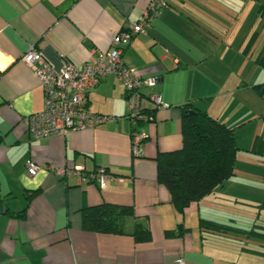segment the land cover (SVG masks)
I'll use <instances>...</instances> for the list:
<instances>
[{
    "label": "crops",
    "instance_id": "0c3cea01",
    "mask_svg": "<svg viewBox=\"0 0 264 264\" xmlns=\"http://www.w3.org/2000/svg\"><path fill=\"white\" fill-rule=\"evenodd\" d=\"M264 0H167V7L125 47L123 59L143 79L153 120L131 152L126 94L113 75L90 89L91 112L115 116L92 128L35 138L26 117L43 107V88L22 56L34 45L54 68L63 56L82 67L106 51L113 34L141 17V0H0V264H264V82L253 49L264 31ZM254 36V37H253ZM157 93L166 108L150 104ZM199 109L234 130L233 174L183 212L157 181L156 156L182 147V118ZM39 169L29 175L26 161ZM106 168L100 187L51 167ZM129 205L125 234L83 228L82 209ZM24 209V215L18 212ZM200 219L236 229H203ZM146 225L148 239L129 234Z\"/></svg>",
    "mask_w": 264,
    "mask_h": 264
},
{
    "label": "built area",
    "instance_id": "2783aa9c",
    "mask_svg": "<svg viewBox=\"0 0 264 264\" xmlns=\"http://www.w3.org/2000/svg\"><path fill=\"white\" fill-rule=\"evenodd\" d=\"M144 2L141 17L129 28L113 34L109 48L98 52L93 60L86 62L82 67L63 56L60 68H54L43 57L40 50L34 45L29 46L23 54V61L31 68L33 74L43 88V107L40 111L26 117L27 130L35 138L49 136L55 133L92 128L102 122L113 121L115 116L91 112L88 109V94L99 78L113 75L123 85L127 101V114L125 117L136 126L150 122L152 115L143 105V85L154 86L159 77L143 79L133 67L125 64L123 52L125 47L144 28L167 7V0H141ZM150 104L157 108H166L168 103L162 100L157 93L147 97ZM146 138L144 131L132 129L131 151L134 155L141 152V145ZM29 175H35L39 166L32 160L26 161ZM54 174L67 177L72 174L79 176L80 180L96 182L100 187L107 184L114 175L104 167L93 171H85L81 167L56 168L51 167ZM179 264H185L184 259Z\"/></svg>",
    "mask_w": 264,
    "mask_h": 264
},
{
    "label": "trees",
    "instance_id": "16d2710c",
    "mask_svg": "<svg viewBox=\"0 0 264 264\" xmlns=\"http://www.w3.org/2000/svg\"><path fill=\"white\" fill-rule=\"evenodd\" d=\"M259 10L264 16V3ZM256 63L264 68V45L256 57ZM255 89L262 94L264 82L257 84ZM145 109L153 120L152 111ZM181 134L180 149L160 152L156 156L157 181L167 188L172 204L179 213L190 202L203 198L233 174L237 152L234 130L199 109L184 111ZM253 148L263 153L264 139L257 137ZM132 155L136 157L140 154ZM17 215L22 217L24 209ZM133 216L134 209L129 205L103 202L82 209L83 228L96 233L125 234L127 220ZM199 225L203 229L222 233L236 231L231 226L207 219H200ZM129 234L141 241L149 238L150 231L146 225L136 221Z\"/></svg>",
    "mask_w": 264,
    "mask_h": 264
},
{
    "label": "rangeland",
    "instance_id": "374dc122",
    "mask_svg": "<svg viewBox=\"0 0 264 264\" xmlns=\"http://www.w3.org/2000/svg\"><path fill=\"white\" fill-rule=\"evenodd\" d=\"M263 45H264V31L260 34V36L258 38V41H257V44L255 45V47L253 49L254 57L259 53V50L262 48ZM260 70H262L261 71V72H263L262 73V78H264V70L262 68Z\"/></svg>",
    "mask_w": 264,
    "mask_h": 264
}]
</instances>
